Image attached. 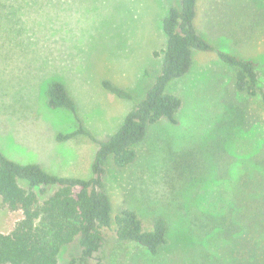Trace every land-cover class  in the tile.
Masks as SVG:
<instances>
[{
  "label": "rangeland",
  "instance_id": "374dc122",
  "mask_svg": "<svg viewBox=\"0 0 264 264\" xmlns=\"http://www.w3.org/2000/svg\"><path fill=\"white\" fill-rule=\"evenodd\" d=\"M178 1L0 0V150L54 174L90 176L97 145L87 136L56 140L58 133L72 131L75 121L69 111L47 107V84L62 82L84 126L96 138H108L158 73L165 46L161 21ZM200 1L207 7L209 0ZM262 1L257 5L264 6ZM201 18L197 24L204 31ZM241 37L219 32L211 38L223 49L263 62L264 26ZM231 72L215 54L194 52L190 72L172 86L182 99L177 122L150 126L127 167L107 160L103 180L112 228L124 208L134 209L146 224L162 216L168 243L151 254L135 243L111 240L93 258L75 264L235 263L237 249L222 237L214 242L203 213L223 212L229 204L241 210L245 201L236 190L245 187L242 180H253L257 191L264 183L259 163L264 114L255 100L231 93ZM259 76L264 87V69ZM103 80L129 89L134 99L116 97L102 87ZM242 105L247 110L239 125L235 109ZM20 217V210L0 201V232H9ZM76 251L63 249L58 264H69Z\"/></svg>",
  "mask_w": 264,
  "mask_h": 264
},
{
  "label": "trees",
  "instance_id": "16d2710c",
  "mask_svg": "<svg viewBox=\"0 0 264 264\" xmlns=\"http://www.w3.org/2000/svg\"><path fill=\"white\" fill-rule=\"evenodd\" d=\"M257 3L258 0H209L204 8L200 0L172 3L161 21L165 46L161 50L159 71L144 95L106 139L96 138L84 126L76 102L62 82L52 80L47 84V107L67 110L75 121L74 129L58 133L56 140L87 136L97 145L91 175L54 174L37 162H20L0 150L1 204L21 211L12 229L0 232V264H58L59 255L66 247L76 248L77 256L69 260V264H75L79 259L93 258L111 240L135 243L151 254H157L168 243V226L162 216L146 224L134 209L124 208L115 216V228H112V206L103 180L107 160L111 158L117 168L127 167L135 161V145L145 139L150 126L162 121L177 122L182 99L172 86L190 72L196 51L213 53L231 68V93L255 100L264 114V87L259 76L264 61L232 53L211 38L220 32L232 39L242 36V40L244 35L261 31L264 6ZM199 17L206 25L204 31L197 24ZM101 85L118 98L134 99L127 88L108 80H103ZM229 100L226 98L224 102ZM235 110V121L241 125L247 107L242 105ZM259 163L264 167V161ZM243 182L245 187L241 184L236 190V196L245 201L241 210L229 204L220 213L206 211L204 226L211 225L215 243L222 237L237 249L234 264H264V183L257 191L253 180L246 178ZM109 231L113 236H109Z\"/></svg>",
  "mask_w": 264,
  "mask_h": 264
}]
</instances>
